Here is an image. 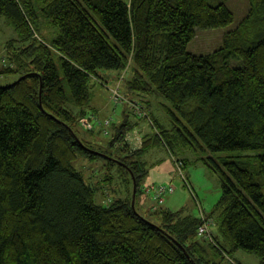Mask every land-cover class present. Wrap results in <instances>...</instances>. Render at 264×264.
<instances>
[{"label": "trees", "instance_id": "obj_1", "mask_svg": "<svg viewBox=\"0 0 264 264\" xmlns=\"http://www.w3.org/2000/svg\"><path fill=\"white\" fill-rule=\"evenodd\" d=\"M250 3L223 47L198 56L188 52L198 30L234 23L222 2L0 0V19L17 34L0 78L18 77L0 85V264H221L217 257L239 251L264 264V0ZM51 27L58 33L47 43L41 33ZM131 66L128 91L163 98L171 126L151 112L156 130L133 150L126 138L138 122L113 123L120 158L77 127L90 115L92 80ZM159 145L200 152L198 161L219 176L222 195L206 217L164 210L165 202L153 207L158 224L138 213V195L153 185L142 184V158ZM241 152L255 154L222 156ZM100 159L108 162L104 177H89L97 183L75 168ZM115 167L127 196L100 205L102 188L118 192ZM212 217L210 242L198 229Z\"/></svg>", "mask_w": 264, "mask_h": 264}, {"label": "rangeland", "instance_id": "obj_2", "mask_svg": "<svg viewBox=\"0 0 264 264\" xmlns=\"http://www.w3.org/2000/svg\"><path fill=\"white\" fill-rule=\"evenodd\" d=\"M212 5H217L218 3H224L228 9L234 15V23L226 28L220 29H209V30H198L196 38L189 44L188 52L194 55H209L214 53L223 47L224 37L230 31L235 30L243 19L248 15L250 9V0H209ZM57 31L53 27L50 29H45L41 33V37L47 42L51 43ZM17 34L15 30L7 24L3 19H0V69L6 66V54L11 40L16 39ZM132 66L125 72L119 73L115 71L102 70L100 72V78L102 81L93 79L91 82V89L93 93V100L91 107H107V112H102V116H97L100 120H107L112 118L114 124H121L124 121L125 116L122 115V109L133 111L132 103L137 102L139 105L143 106L147 112H153L164 125L171 126V118L163 109L165 105H168L165 100L161 97L157 98L153 95L148 96H136L133 98L132 93L127 89V82L132 79ZM17 76H12L6 78H0V85L5 86L17 80ZM105 82V83H104ZM114 91L120 93L123 99H126L123 103H115L113 100ZM130 94V95H129ZM132 95V96H131ZM151 104V107L149 104ZM149 106V107H148ZM93 107V108H94ZM149 110V111H148ZM93 115L92 111L89 112ZM135 114V113H134ZM89 115V116H90ZM108 115V116H107ZM107 116V117H106ZM135 116V115H134ZM130 116V120L138 122L142 125L141 128H145L149 131L154 132L155 127L150 124L146 119H138L136 117ZM151 116V115H150ZM106 117V118H102ZM152 120V117H151ZM94 130L93 132H85L77 127V133L84 140H88L94 144L95 147L101 148L109 154L115 157L125 158L126 154L116 150L111 146L110 135H104L102 133V128L97 124V121H93ZM136 127L132 132L134 137L140 138L138 142L143 143V136L146 135V131H137L140 127ZM112 127V126H111ZM111 127L109 132H111ZM110 134V133H109ZM153 134V133H152ZM255 153H228L222 154V156H246ZM202 157L200 152L196 153L190 147H183L177 145L173 151L168 150L164 145L153 146L149 152L145 154L142 158L148 164V175L142 184L149 186L150 184H172L175 188V192L168 197H165V204L162 206L164 210H170L172 212L181 213L182 215H191L193 217H200L203 215H208L212 212L214 206L217 204L222 195L221 180L218 175L213 173L209 167H207L203 162L198 161ZM188 160L189 165L186 169H181V161ZM106 159H100L94 163L89 160H78L75 163V168L81 171L87 182L97 183L100 178H92L90 181L89 177L93 176V171H99L100 176L103 175V166L107 165ZM112 174L115 178L114 191L107 190L105 187L102 188L97 196L96 202L100 205L107 204L108 199H119L127 196L128 186L120 178V172L118 167L112 170ZM184 178H187L190 189L185 185ZM125 195V196H124ZM157 204L151 199L150 195L144 193L139 194L137 198V211L143 217L151 220L153 223H159L156 219V215L153 211V207ZM158 208V207H157ZM205 215V216H206ZM214 218L212 217L210 221L213 223V229L216 226L214 223ZM216 230L214 229V232ZM216 261L221 264H261L260 259L255 255H250L244 251H239L230 257L220 258L217 257Z\"/></svg>", "mask_w": 264, "mask_h": 264}, {"label": "built area", "instance_id": "obj_3", "mask_svg": "<svg viewBox=\"0 0 264 264\" xmlns=\"http://www.w3.org/2000/svg\"><path fill=\"white\" fill-rule=\"evenodd\" d=\"M113 100L115 103H123L124 101L127 102L126 99H123V96L120 95V93L114 91L113 94ZM132 107L134 109L135 115L139 119H146L150 124H153L151 117L149 116V113L145 108L141 105H139L137 102L132 103ZM93 121H97V124L100 128L103 129L105 135H109V129L114 123L113 119H107L105 121L100 120L99 117L96 115H90L87 117H84L80 119V126L85 130V131H93L94 130V124ZM129 138L127 136L126 141H128ZM145 192L148 193L151 196V199L154 200V202H157L155 205V208L161 206L165 202V197H168L169 195H172L175 192V188L172 184H153L147 188H145ZM201 217H206L205 215ZM213 223L212 221L205 220V223L201 225L198 229V236L202 240H207L210 242H213Z\"/></svg>", "mask_w": 264, "mask_h": 264}, {"label": "crops", "instance_id": "obj_4", "mask_svg": "<svg viewBox=\"0 0 264 264\" xmlns=\"http://www.w3.org/2000/svg\"><path fill=\"white\" fill-rule=\"evenodd\" d=\"M94 107V106H93ZM91 107L90 108V111H92V113H93V115H97V116H102V112H107V110H108V108L106 107H101L100 105L98 106V107ZM89 111V112H90ZM122 115L123 116H125V118H124V120H130V116L132 115V114H130L129 113V111H127V110H124V109H122ZM108 116V115H107ZM106 116V117H107ZM133 116V115H132ZM106 117H102V118H106ZM127 117H128V119H127ZM123 120V121H124ZM131 122H134V121H132V120H130ZM138 125H140L139 123L137 124V126L136 127H138ZM135 127V128H136ZM142 127V125H140V127L137 129V131H143L145 128H141ZM146 131V135H144L143 136V140H144V138L145 137H147V138H151L152 137V135L154 134L152 131H149V130H147V129H145L144 130V132ZM153 133V134H152ZM128 138H129V140L128 141H126L127 142V144L130 146V148L131 149H133V150H138V149H140L142 146V143H140V142H142V141H140V142H138V139H140V138H137V137H134V133L133 132H131V133H129L128 135Z\"/></svg>", "mask_w": 264, "mask_h": 264}, {"label": "water", "instance_id": "obj_5", "mask_svg": "<svg viewBox=\"0 0 264 264\" xmlns=\"http://www.w3.org/2000/svg\"><path fill=\"white\" fill-rule=\"evenodd\" d=\"M135 196H136V188H135V191H134V198H133V201H132V208L135 210Z\"/></svg>", "mask_w": 264, "mask_h": 264}]
</instances>
